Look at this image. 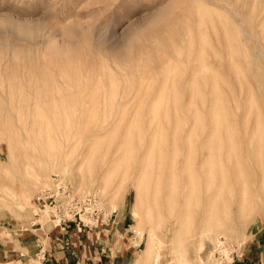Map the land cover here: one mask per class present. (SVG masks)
Wrapping results in <instances>:
<instances>
[{
    "label": "rangeland",
    "instance_id": "obj_1",
    "mask_svg": "<svg viewBox=\"0 0 264 264\" xmlns=\"http://www.w3.org/2000/svg\"><path fill=\"white\" fill-rule=\"evenodd\" d=\"M214 113L262 122L254 204L236 190L207 200L198 159V189L179 210L174 133ZM51 158L61 168L20 202L25 178ZM0 165L2 238L32 223L60 231L34 201L58 177L114 211L110 227L126 208L129 236L115 240L134 264L238 263L264 224V0H0Z\"/></svg>",
    "mask_w": 264,
    "mask_h": 264
},
{
    "label": "bare ground",
    "instance_id": "obj_2",
    "mask_svg": "<svg viewBox=\"0 0 264 264\" xmlns=\"http://www.w3.org/2000/svg\"><path fill=\"white\" fill-rule=\"evenodd\" d=\"M16 87L18 88V86ZM18 99L21 98L19 97ZM23 105L24 102L20 104V106H17L22 108ZM228 114L230 115V113ZM222 115V117H218L214 113L213 117L210 118L208 125L206 123L203 124L200 120H193L189 132H186L182 137V130H180L178 135L177 131L174 133L175 152H172L171 156L168 158L176 164V194L182 196V201L178 203L179 210L188 206L190 195L194 193V190L196 191L198 189L193 176L190 174L191 162L197 161L198 159H201L200 165L206 166V172L204 175L206 176L207 192L210 193V195H207V200L213 195L220 196L221 192L224 190H228L229 192L236 190L239 192V198H243L249 193L252 199L251 204H254L256 193L252 190L255 185L252 180V172L256 169L254 159V154L256 153L255 150L260 146L261 140H263L261 139L263 130L262 122L258 119H255L253 122L249 121L243 113L240 122L236 125L227 120L229 118L227 117V114ZM254 117L256 116L254 115ZM184 122L186 125L189 123L188 119ZM197 123H200L201 128H198ZM180 139L183 143L185 142L183 145L180 144ZM20 140L21 139H18L19 142ZM184 145L186 147H184L183 150L182 147ZM202 157L204 160H202ZM159 159L160 160L157 163L162 161L161 157ZM61 166L62 161L60 158H51L48 159L45 164L38 165L35 171L30 173L29 177L25 178V188L17 196V198H20L19 201L22 203L25 202L27 199V189L34 188L37 184L43 181V175L52 170H57L61 168ZM4 170H9V168H3V171ZM183 171H187L188 173L187 180L182 176ZM207 207L210 210L216 208V205H214V201H212ZM206 210L207 209H205V212H207ZM198 235L200 238H207L208 233L199 231ZM152 250V244L147 243L142 252V256L145 258L140 260L144 261L151 254ZM140 260L139 263H141ZM153 262L156 263L157 258L154 259Z\"/></svg>",
    "mask_w": 264,
    "mask_h": 264
},
{
    "label": "crops",
    "instance_id": "obj_3",
    "mask_svg": "<svg viewBox=\"0 0 264 264\" xmlns=\"http://www.w3.org/2000/svg\"><path fill=\"white\" fill-rule=\"evenodd\" d=\"M128 214L125 207L117 208L111 227L99 224L80 228L69 224L55 233L41 232L40 225L27 233L15 228L10 230L11 238L0 237V263L31 264V259L38 264H134L131 252L119 249L115 240L117 233L129 236L124 227ZM256 235L257 240L249 245L251 253L235 264H264V224H260ZM39 248L43 257L38 255Z\"/></svg>",
    "mask_w": 264,
    "mask_h": 264
},
{
    "label": "built area",
    "instance_id": "obj_4",
    "mask_svg": "<svg viewBox=\"0 0 264 264\" xmlns=\"http://www.w3.org/2000/svg\"><path fill=\"white\" fill-rule=\"evenodd\" d=\"M61 181L58 177H54L52 182L42 188L34 199L37 209L47 207L49 220L53 226L60 230L65 229L69 224L80 228H93L98 224H106L110 221L114 211L110 212V215L102 213L98 208L97 196L94 193L77 197ZM34 225H38L40 228L38 223L31 224V226ZM215 247L216 250L223 252L224 246H221L220 243ZM38 255L43 257L41 248H39ZM36 258L38 259V257ZM220 262V264H232L233 261L231 259L226 262L224 259Z\"/></svg>",
    "mask_w": 264,
    "mask_h": 264
}]
</instances>
